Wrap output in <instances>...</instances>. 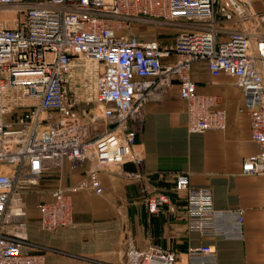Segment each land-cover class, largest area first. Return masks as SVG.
<instances>
[{"label":"built area","instance_id":"built-area-1","mask_svg":"<svg viewBox=\"0 0 264 264\" xmlns=\"http://www.w3.org/2000/svg\"><path fill=\"white\" fill-rule=\"evenodd\" d=\"M256 0H0V264H46L41 252H29L24 196L40 185L47 171L68 161L75 168L90 160L93 168L69 189L56 187L51 200L38 205L43 231L74 225L72 194L102 195L99 172L127 163L143 164L136 151L146 105L178 81L187 103L190 133L227 129L219 97L199 94L192 66L206 64L214 77H233L244 94L252 141L261 153L246 158V175L264 172V39L251 34L264 22L252 12ZM143 17L184 28L171 47L140 41L128 22ZM235 23L236 30L225 29ZM219 32H233L218 41ZM175 54L177 61L163 64ZM78 58L95 62L100 73L89 122L68 125L58 117L75 116L76 99L68 76ZM86 110H83V114ZM109 129L91 138L99 120ZM173 192L182 195L190 232L201 237L242 239L244 212L214 208L209 188L195 187L186 174L176 177ZM151 214L174 212L170 195L147 198ZM127 264H175L176 253L151 246L138 251L127 244ZM191 264H216V248L190 252Z\"/></svg>","mask_w":264,"mask_h":264},{"label":"crops","instance_id":"crops-1","mask_svg":"<svg viewBox=\"0 0 264 264\" xmlns=\"http://www.w3.org/2000/svg\"><path fill=\"white\" fill-rule=\"evenodd\" d=\"M252 12L263 16L264 0L254 1ZM136 21L159 22L149 17ZM224 28L232 31L238 26L227 23ZM188 30L183 28L182 32ZM132 33L140 41L157 40L161 46L171 47L181 32L133 29ZM232 33L219 32L218 41L227 40ZM249 33L256 46L264 39V22L256 32ZM176 61V55L172 54L162 62L166 65ZM190 75L199 94L219 97L220 107L227 113V129L190 133L187 103L181 97L178 81L173 80L172 85L145 107L136 147L143 164L130 162L119 169L99 172L102 195L87 191L73 193L72 227L57 232L43 231L38 205L51 200L54 188L69 189L80 182L93 168L90 160L78 168L66 161L60 169L47 171L37 190L24 196L31 243V249L26 251L45 254L46 264H127V244L132 239L138 251L156 246L175 252V264H191V250L204 245L216 248V264H264V172L246 175L242 170L246 158L261 153L252 141L244 94L233 77H214L204 63L194 64ZM84 109L83 117L89 122L93 112ZM81 118L79 115L58 117L56 122L76 125L85 122ZM98 123L106 128L98 133L91 127V138L109 129L103 119L94 125ZM179 174L188 175L195 187L209 188L216 210L244 212L242 239L203 238L189 231L184 198L173 192ZM157 193L172 197L174 212L167 207L155 214L149 212L147 198Z\"/></svg>","mask_w":264,"mask_h":264},{"label":"rangeland","instance_id":"rangeland-1","mask_svg":"<svg viewBox=\"0 0 264 264\" xmlns=\"http://www.w3.org/2000/svg\"><path fill=\"white\" fill-rule=\"evenodd\" d=\"M127 26L129 32H133V29L134 31L140 32H182V29L184 28L174 23H164L159 21L157 23L143 24L136 20L129 21ZM237 29H239V27ZM173 45L174 44L171 46ZM99 73L100 68L95 62L78 58L74 61V67L68 76V88L77 102L75 115L81 116V119L85 122L87 121L86 118L83 117L84 108L89 111L92 110V112L95 108L97 95L96 81ZM93 127L98 130V133L106 128L102 123H98Z\"/></svg>","mask_w":264,"mask_h":264}]
</instances>
